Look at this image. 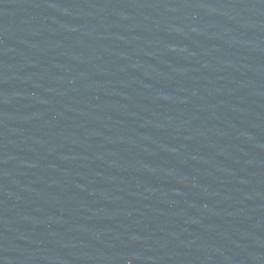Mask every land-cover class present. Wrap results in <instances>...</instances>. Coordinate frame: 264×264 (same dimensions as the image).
Returning <instances> with one entry per match:
<instances>
[{
	"label": "water",
	"instance_id": "95a60500",
	"mask_svg": "<svg viewBox=\"0 0 264 264\" xmlns=\"http://www.w3.org/2000/svg\"><path fill=\"white\" fill-rule=\"evenodd\" d=\"M0 264H264V0H0Z\"/></svg>",
	"mask_w": 264,
	"mask_h": 264
}]
</instances>
